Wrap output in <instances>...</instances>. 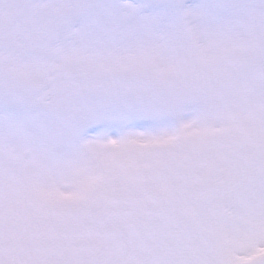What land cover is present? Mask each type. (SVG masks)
<instances>
[{"label": "snow or ice", "instance_id": "1", "mask_svg": "<svg viewBox=\"0 0 264 264\" xmlns=\"http://www.w3.org/2000/svg\"><path fill=\"white\" fill-rule=\"evenodd\" d=\"M0 264H264V0H0Z\"/></svg>", "mask_w": 264, "mask_h": 264}]
</instances>
